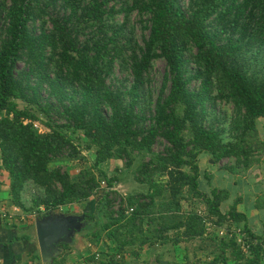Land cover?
I'll return each mask as SVG.
<instances>
[{"label":"trees","instance_id":"trees-1","mask_svg":"<svg viewBox=\"0 0 264 264\" xmlns=\"http://www.w3.org/2000/svg\"><path fill=\"white\" fill-rule=\"evenodd\" d=\"M134 12L141 40L130 23ZM157 59L166 61V70L155 89L150 73ZM117 64L130 78L116 83ZM220 103L232 106L230 116L219 110ZM259 118L264 0H0V166L8 172L12 202L22 210L43 207L47 214L90 202L103 180L108 188L98 203L107 212L99 214V229L89 232L95 242L104 233L120 250L137 243L143 249L163 241L164 230L183 228L173 241H187L204 236L207 220L228 221L257 242L243 248L235 234H226L210 264L227 262L228 250L242 264H263L264 239L238 210L241 198L223 211L230 191H203L199 164L203 153L215 163L235 159L222 167L232 173L258 163L264 155ZM35 121L49 130L39 132ZM83 137L96 149L92 168L73 177L50 167L61 157H77L76 141ZM159 140L166 142L164 151L157 161L143 163L138 177L145 182L150 174L149 190L121 199L115 210L119 193L113 187L120 178L100 164L111 158L131 162L134 151L151 152ZM155 171L166 174L165 185L153 178ZM185 190L204 201L207 214L191 211L154 233L145 230L154 219L156 197L166 192V209L180 211ZM98 203L86 218L94 219ZM63 253L53 264H64ZM106 264L121 263L112 255Z\"/></svg>","mask_w":264,"mask_h":264},{"label":"rangeland","instance_id":"rangeland-1","mask_svg":"<svg viewBox=\"0 0 264 264\" xmlns=\"http://www.w3.org/2000/svg\"><path fill=\"white\" fill-rule=\"evenodd\" d=\"M120 18L122 19V16H120ZM130 23L135 25L136 38L141 40L142 31L138 23V16L136 15V12L131 15ZM165 70L166 61L164 59H157L154 61L150 77L155 89L160 85ZM125 77L130 78L129 73H127V71H122L120 65L117 64L115 68L114 80H116V83H118L119 80L123 81ZM218 107L221 112H225L228 116L231 115V105L220 103ZM34 125L39 132H46L49 130L40 121H35ZM258 131L259 139L264 141V118H259L258 120ZM76 143L79 149V155L77 157L73 159L61 157L51 161L50 167L55 168L60 166L64 170L68 171L73 177H76L82 169L92 168L96 157L95 147H88V140H86L84 137L81 138V140H77ZM165 146L166 142L164 140H159L154 145L151 152L134 151L131 162H128L127 159L123 158H111L100 164V167L108 175H118L120 178V181L113 187V190H116L119 193V195H115V197H117L116 205L114 207L115 210L120 207L121 199L124 200L122 201L123 203L126 202V198L129 195L146 193L149 190L150 184L147 182V179L149 178L150 174H145V182L139 180L138 178L140 175H142L141 169L143 167V163H146L151 158H154L155 161H157L156 155L162 153L165 149ZM203 157H205V160L201 159ZM263 158L264 155L260 157V161L258 163L248 170H240L237 173H232L230 170L224 169L222 167H224V165L234 164L236 161L235 159H224L219 163H215L214 160L210 161L211 156L209 154L203 153L199 157V161L201 159L202 172L200 177V188L208 194L211 193L213 188H226L230 191V193H233L221 204L222 210L228 211L236 199L240 198V196H238V190H240V187L236 186L234 183L235 174L238 179H242V185L244 183L243 179L251 180L252 182L254 181V183L255 180L258 181L263 179L264 165L262 166L261 164ZM95 171L98 173L97 170ZM155 172L153 178L158 181V183L165 185L168 179L166 174L160 171ZM216 172L218 173L217 176L214 174ZM103 182L105 181H101V186L99 189L100 193H98V195H102L104 193L103 191L107 190L108 188L107 183ZM33 191L34 189H31L30 187L29 193L26 194V198L28 200L27 205L31 204V193ZM185 191V198L181 200L182 209L180 211H170L166 209V201L168 200V195L166 192H164L165 194L163 193L162 196H157L156 206L154 207L152 214L154 219L150 226L148 223L144 225L145 230L149 229V232L154 233V229H157L163 223L166 224V221L170 223L178 222L180 219L185 218L186 214L191 211H196L206 215L208 211L204 201L200 198L193 197L191 194H188L187 190ZM95 196L96 195H94L92 198H96ZM98 208L99 210L97 211V214H95L94 219H88L85 217L81 219L80 224L78 223V227H81V229L79 232L77 230L73 232L72 240L68 242L69 248L64 251L63 248H61L62 253L68 251L65 253L66 260L64 264H106L107 260L112 255H116L118 262L121 264H158L159 260H162L164 264H210L214 257L220 252L219 243L222 236L219 234V229H227L228 227H232V229L239 228L237 223L230 225L232 222L225 221L222 225H218L212 223L210 220H207V230L204 236L201 238H193L186 241L181 237L180 241H173L178 239L177 237L179 233L180 235L183 234V228H178L177 230L172 229L167 233L166 230H164L162 232L164 239L163 241L147 244L143 249H141L137 243L125 246L120 250L111 241H106L105 238H103L104 233H101V237L97 242L92 240V235L89 232L95 228L99 229L100 226L97 224L99 214L107 212V207L103 203L99 202L97 205V209ZM21 211L22 214L25 215V221L30 222L31 225L34 226V222L37 218L44 217L49 213L82 217L86 212L90 211V208L86 201L83 203L73 204V206H63L61 208L51 210L47 214H44L45 209H43V207L40 208V211H29L22 209ZM34 212H37L35 217L32 216ZM166 237L170 238V241L167 243ZM225 256L227 257V262L221 260L217 264H242L239 260L232 256L231 250H228ZM42 264L47 263L42 262Z\"/></svg>","mask_w":264,"mask_h":264},{"label":"crops","instance_id":"crops-1","mask_svg":"<svg viewBox=\"0 0 264 264\" xmlns=\"http://www.w3.org/2000/svg\"><path fill=\"white\" fill-rule=\"evenodd\" d=\"M201 159L205 160V157ZM201 159L199 161L200 167ZM211 160L213 159L211 158ZM261 164L264 165V158ZM214 174L217 176L218 173ZM262 178L258 181L255 180V183L243 179L242 185V179H238L235 174L234 183L241 190H238V196L241 198L238 210L246 213L251 230L264 239V177ZM100 196L102 195L96 194V198H92L94 203L92 200L91 203L87 202L90 208L89 212L94 210L95 203L99 201ZM65 206H73V204ZM16 207L12 202L8 172L0 166V264H42L36 220L34 226L30 222H26L25 215L22 214L19 207L16 210ZM4 214L12 216V218L6 217ZM36 254L40 255L39 258L33 259L32 257Z\"/></svg>","mask_w":264,"mask_h":264},{"label":"water","instance_id":"water-1","mask_svg":"<svg viewBox=\"0 0 264 264\" xmlns=\"http://www.w3.org/2000/svg\"><path fill=\"white\" fill-rule=\"evenodd\" d=\"M75 215L49 213L36 219V232L43 262L53 264L54 258L61 253L60 244H68L73 232L80 231L81 219Z\"/></svg>","mask_w":264,"mask_h":264},{"label":"built area","instance_id":"built-area-1","mask_svg":"<svg viewBox=\"0 0 264 264\" xmlns=\"http://www.w3.org/2000/svg\"><path fill=\"white\" fill-rule=\"evenodd\" d=\"M105 183V182H103ZM18 209V207H16V210ZM44 209V208H43ZM133 209H130V211H132ZM37 215V212H34L32 214L33 217H35ZM4 216L12 218V216H7V214H4ZM219 234L220 236H225L226 234H229L230 236H233V234L236 235L237 241L238 243L242 244L243 248H248L249 244H251L252 242L256 243L257 240H252V242L247 238V235L245 233V231H243L241 228H237V229H231V230H227V229H219Z\"/></svg>","mask_w":264,"mask_h":264}]
</instances>
